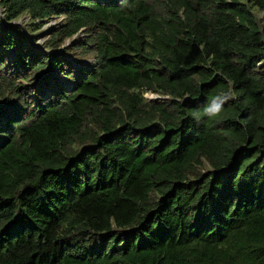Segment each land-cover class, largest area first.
Instances as JSON below:
<instances>
[{"label": "trees", "instance_id": "trees-1", "mask_svg": "<svg viewBox=\"0 0 264 264\" xmlns=\"http://www.w3.org/2000/svg\"><path fill=\"white\" fill-rule=\"evenodd\" d=\"M0 8V264H264V0Z\"/></svg>", "mask_w": 264, "mask_h": 264}, {"label": "rangeland", "instance_id": "rangeland-1", "mask_svg": "<svg viewBox=\"0 0 264 264\" xmlns=\"http://www.w3.org/2000/svg\"><path fill=\"white\" fill-rule=\"evenodd\" d=\"M1 10H2V8H0V12H1ZM259 16H264V13L263 14H260ZM27 17H21L20 19H18V20H16V21H14L13 23H15V24H21V25H24V23L27 21ZM63 20V17H59V18H51L48 22H47V24L44 26V28H48V27H51L52 25H55L56 23H59L60 21H62ZM43 31H44V29L42 30V32L40 31V32H38L37 34H36V37H39L38 38V40H37V42L35 43V46H40V47H42L43 46V43H44V38L43 37H41V36H39L40 34H42L43 33ZM153 93L152 92H149V93H146V96L148 97V98H157L156 96V94L155 95H152Z\"/></svg>", "mask_w": 264, "mask_h": 264}, {"label": "clouds", "instance_id": "clouds-1", "mask_svg": "<svg viewBox=\"0 0 264 264\" xmlns=\"http://www.w3.org/2000/svg\"><path fill=\"white\" fill-rule=\"evenodd\" d=\"M158 97L159 96L157 95V98ZM228 98H229L228 96H222V95H218L214 97L212 101L210 102V104L207 107H205L204 114L208 116L218 115L220 111L222 110L223 102Z\"/></svg>", "mask_w": 264, "mask_h": 264}, {"label": "built area", "instance_id": "built-area-1", "mask_svg": "<svg viewBox=\"0 0 264 264\" xmlns=\"http://www.w3.org/2000/svg\"><path fill=\"white\" fill-rule=\"evenodd\" d=\"M152 95H154V94H152ZM157 97V96H156Z\"/></svg>", "mask_w": 264, "mask_h": 264}]
</instances>
